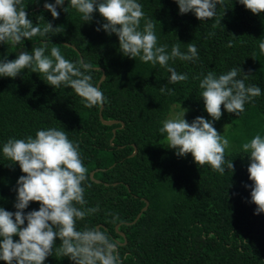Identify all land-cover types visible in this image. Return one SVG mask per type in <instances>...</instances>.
<instances>
[{
	"label": "trees",
	"instance_id": "16d2710c",
	"mask_svg": "<svg viewBox=\"0 0 264 264\" xmlns=\"http://www.w3.org/2000/svg\"><path fill=\"white\" fill-rule=\"evenodd\" d=\"M24 2L34 23L44 16L41 25L51 21L62 25V31L51 39L34 37L18 47L0 45V59H15L20 51H30L49 39V51L54 43L66 59L82 58L100 69L91 73L92 82L100 83L107 102L89 109L70 88L55 89L31 70L15 79L0 77V207L15 211V188L23 175L18 163L9 166L11 161L3 157V143L56 127L80 143L91 183L85 198L88 207L100 206L80 226L106 228L121 242L124 264H264V213L256 215L257 206L250 202L251 188L245 187L253 183L247 171L250 161L240 148L257 132L264 135V95L246 104L240 117L222 106L223 116L214 124L219 133L231 124L226 129L231 147L225 156L233 161L234 172L226 169L221 175L209 165L199 167L191 154L178 157L162 145L164 137L159 132L173 108L187 109L189 123L198 116L211 119L200 97L199 80L193 78L200 73L241 68L251 74L247 84L264 90V54L258 50V40L264 39V13L255 15L239 0H225L226 7L217 6L222 20L214 29L213 20L200 21L192 13L180 15L175 0H139L155 23L159 44H167L169 51L176 43L181 51L187 50L188 43L198 48L196 62H169L189 76L186 82L169 84L166 69L123 56L115 34L96 31L97 21L103 22L99 13L86 23L75 9L69 7L66 13L61 8L59 19L54 20L43 0ZM68 4L65 0L63 7ZM211 32L215 35L210 36ZM230 40L233 47H227ZM165 85L176 94H162L160 88ZM100 113L103 120L119 123L104 124ZM33 209H39L38 202H30L26 211ZM107 213L118 214L122 223L113 225ZM45 264L72 262L54 251Z\"/></svg>",
	"mask_w": 264,
	"mask_h": 264
},
{
	"label": "clouds",
	"instance_id": "9594fccd",
	"mask_svg": "<svg viewBox=\"0 0 264 264\" xmlns=\"http://www.w3.org/2000/svg\"><path fill=\"white\" fill-rule=\"evenodd\" d=\"M41 0H36L40 3ZM179 14L192 13L200 21L213 20L215 29L222 18L217 16L218 5L226 7L225 0H175ZM255 15L264 13V0H239ZM43 0V7L52 18L59 19L61 9L68 13L69 7L80 14L86 23L94 21L99 13L103 22L97 21L96 31H105L108 36L115 34L119 40V52L153 67L160 66L170 73L169 84L189 80L187 73H179L170 65L176 60L196 62L198 48L187 44L181 51L179 43L168 50L167 44H159L155 23L148 18L139 0ZM24 0H0V45L20 46L34 37H49L61 33L62 25L54 26L51 21L41 25L39 16L36 23L29 17ZM143 21V26L141 22ZM214 36L215 32L209 33ZM52 41V40H51ZM241 44L245 41L241 40ZM67 46V45H65ZM229 41L227 47H233ZM258 50L264 54V39L258 40ZM256 53H253L255 56ZM31 70L43 76V80L55 89L70 88L81 98L85 107L91 109L107 102L103 91L94 84L91 62L66 59L61 48L53 46L49 51V39H43L30 51H20L15 59L5 56L0 59V77L15 79L22 72ZM243 70L233 67L227 72L209 71L193 77L199 80L200 97L211 119L196 117L191 123L185 119L187 109L174 118L162 121L159 132L164 137L162 145L175 151L178 157L191 154L194 162L203 167L209 165L223 175L227 170L234 172L233 161L227 160L226 149L231 147L226 135L214 127L223 116V109L240 117L246 104L264 95L257 84H247L251 74L241 76ZM162 94L175 95V89L167 85L160 88ZM243 155L249 159L247 168L252 185L251 203L255 214L264 213V135L257 132L252 138L241 143ZM3 157L18 163L23 175L16 184L15 211L0 207V261L6 264H45L53 255L67 257L72 264H124L121 257V242L113 238L104 227L89 226L80 222L96 215L100 206L88 207L85 193L91 187L88 168L82 159L80 143L69 139L68 131L56 127L39 129L35 136L10 137L2 145ZM30 202H38L39 209L26 211ZM113 225L122 223L118 214L107 213ZM19 239H14L15 237ZM59 241V244H57Z\"/></svg>",
	"mask_w": 264,
	"mask_h": 264
},
{
	"label": "water",
	"instance_id": "95a60500",
	"mask_svg": "<svg viewBox=\"0 0 264 264\" xmlns=\"http://www.w3.org/2000/svg\"><path fill=\"white\" fill-rule=\"evenodd\" d=\"M104 78L105 77H103L102 78V80H104ZM101 80V81H102ZM99 85H100V83L98 84V87H99ZM102 109H103V107H101V111H102ZM100 118H101V120L103 121V123L104 124H106V125H113V124H117V123H119V121H105V120H103V117H102V115H101V113H100ZM122 125H124L123 123H122ZM116 130H114V132H115ZM136 153V152H135ZM134 153V154H135ZM147 207H148V202H147V204H146V207L142 210V212H144L146 209H147ZM141 216V213L138 215V217H137V219L136 220H138V218Z\"/></svg>",
	"mask_w": 264,
	"mask_h": 264
},
{
	"label": "rangeland",
	"instance_id": "374dc122",
	"mask_svg": "<svg viewBox=\"0 0 264 264\" xmlns=\"http://www.w3.org/2000/svg\"><path fill=\"white\" fill-rule=\"evenodd\" d=\"M183 109L181 108H173L171 111V114L169 115V118H174L177 114H182L183 113ZM186 117V114H185ZM229 130V129H228ZM221 135L225 134L223 132H220ZM231 144V143H230Z\"/></svg>",
	"mask_w": 264,
	"mask_h": 264
}]
</instances>
